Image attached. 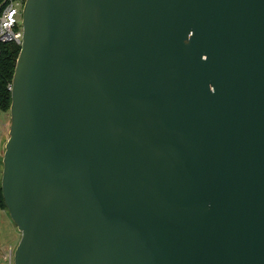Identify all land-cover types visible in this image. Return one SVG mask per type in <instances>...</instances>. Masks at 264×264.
Returning a JSON list of instances; mask_svg holds the SVG:
<instances>
[{
	"label": "water",
	"instance_id": "water-1",
	"mask_svg": "<svg viewBox=\"0 0 264 264\" xmlns=\"http://www.w3.org/2000/svg\"><path fill=\"white\" fill-rule=\"evenodd\" d=\"M21 24L13 264H264V0H24Z\"/></svg>",
	"mask_w": 264,
	"mask_h": 264
},
{
	"label": "built area",
	"instance_id": "built-area-1",
	"mask_svg": "<svg viewBox=\"0 0 264 264\" xmlns=\"http://www.w3.org/2000/svg\"><path fill=\"white\" fill-rule=\"evenodd\" d=\"M24 0L0 1V44L13 42L20 46L22 42L21 12ZM11 89V87H10ZM3 259L11 264L12 248L10 247Z\"/></svg>",
	"mask_w": 264,
	"mask_h": 264
},
{
	"label": "rangeland",
	"instance_id": "rangeland-1",
	"mask_svg": "<svg viewBox=\"0 0 264 264\" xmlns=\"http://www.w3.org/2000/svg\"><path fill=\"white\" fill-rule=\"evenodd\" d=\"M1 123H5L6 127L3 132L1 131L0 128V178H1V170H2V156L4 152V145L8 138L9 124H10L9 111L3 112L0 110V125ZM19 239H20V232L18 231L16 225L11 220L8 210L6 208H0V264H8L3 259V256L7 254L9 246L12 247L11 264H13V251Z\"/></svg>",
	"mask_w": 264,
	"mask_h": 264
},
{
	"label": "trees",
	"instance_id": "trees-1",
	"mask_svg": "<svg viewBox=\"0 0 264 264\" xmlns=\"http://www.w3.org/2000/svg\"><path fill=\"white\" fill-rule=\"evenodd\" d=\"M1 1V0H0ZM20 46L13 42L0 44V110L9 111L11 102V84L16 58ZM0 208H5L0 190Z\"/></svg>",
	"mask_w": 264,
	"mask_h": 264
},
{
	"label": "crops",
	"instance_id": "crops-1",
	"mask_svg": "<svg viewBox=\"0 0 264 264\" xmlns=\"http://www.w3.org/2000/svg\"><path fill=\"white\" fill-rule=\"evenodd\" d=\"M0 126H1V127H0V128H1V131L3 132L4 129H5V127H6L5 123H1ZM2 132H1V133H2ZM9 248H10V246H9ZM9 248H8V249H9ZM11 248H12V247H11Z\"/></svg>",
	"mask_w": 264,
	"mask_h": 264
}]
</instances>
